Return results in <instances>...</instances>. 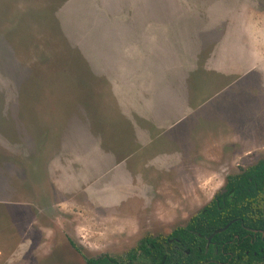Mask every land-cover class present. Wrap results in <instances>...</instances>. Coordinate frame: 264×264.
<instances>
[{"label":"rangeland","instance_id":"374dc122","mask_svg":"<svg viewBox=\"0 0 264 264\" xmlns=\"http://www.w3.org/2000/svg\"><path fill=\"white\" fill-rule=\"evenodd\" d=\"M101 11L113 21L139 19L140 27L124 29L135 32L131 41L120 44L121 28L88 41L99 28L86 21L104 18ZM213 50L234 52L223 61L232 78L235 70L250 72L220 79L205 66ZM133 52L156 69H175L189 56L188 100L194 109L203 105L142 147L137 113L117 107L110 84H121L117 59ZM86 57L98 59L102 77ZM231 132L250 139H222L228 156L181 183L189 154L215 151L214 139ZM89 145L109 153L107 162L99 158L101 173L83 172ZM243 150L250 152L238 166L221 159ZM153 153L180 154L183 162L158 169L148 164ZM263 159L264 0H0V264H86L102 256L149 264L130 258L144 238L184 226L227 175ZM116 170L126 182L118 187Z\"/></svg>","mask_w":264,"mask_h":264},{"label":"crops","instance_id":"0c3cea01","mask_svg":"<svg viewBox=\"0 0 264 264\" xmlns=\"http://www.w3.org/2000/svg\"><path fill=\"white\" fill-rule=\"evenodd\" d=\"M69 4V2H66L59 10L62 12L65 11ZM89 12L91 13V10H89ZM101 16H104V18L100 20H91L90 18L86 21V23L88 24L87 27H90L92 29L99 28V31L95 30L92 31L89 35H86L88 41H90L91 43H93V41L97 42L99 39H111L109 32L107 31L108 28H121L122 30L120 31V35L117 40H122L120 44L124 45L126 42L125 38H128L131 41V35L132 33H135L134 31H125L124 29H135L140 27L141 24V21L139 19H129L128 21L109 20V14L105 11H101ZM149 26H151V22L149 23ZM149 26L147 25V27ZM113 40H115V38ZM128 44L130 43L127 42L126 45ZM203 45H205V43H203ZM227 45L230 44L227 43ZM233 53L234 52L229 50H224L223 52H219V50L218 52H216L215 50H213V53L208 56L212 59L210 61H206L205 66H207L208 69L214 70L216 71V73L220 74L218 76L220 79L223 78L226 81L229 80L230 83V81L234 80L236 77L245 76L251 70L249 68L248 70L244 69V71L242 72H237L235 70L232 74L235 76L232 78V76L229 75L232 73L230 72L231 64H225V62L223 61L233 59L236 56ZM186 55H189V53H186ZM102 58L103 56L101 57V59ZM105 59L106 66H108L110 64V58L106 57ZM86 60L90 64L93 72L96 75L101 76L102 74L97 73L94 68V65L96 61H98V59L93 57H86ZM140 61V52H133L132 59H126V57H124L122 61H120V59H117L116 69H122L123 72H120L119 70V74L122 76L123 81L121 82V84L119 82H110V84L114 91H116L117 93L119 92V94L116 95L117 107L120 109L122 108L121 106H124L127 107L128 111L137 113V119L139 120V122H134V134H136L135 143L137 142L136 145L142 147V145L151 143L153 139L158 138L160 136V132L165 131L166 133V131H169L175 126L179 125L185 117L188 118L189 116L194 115L197 110L203 105H201L197 109H194V106L191 107L188 100L189 87L187 80L189 76L188 74L190 72V67L194 63L192 59H189V56L186 59H183L184 63L182 64L181 62L178 67H175V69H173L174 65L162 66L156 69L155 64H152L151 59L149 63ZM105 75V79H107L108 82L109 76L106 71ZM228 85L223 86L222 88L225 87V90ZM140 123H142V125L148 124L149 130L148 128L140 125ZM150 134H152V136H150ZM222 139H226L228 141L239 140L245 142L249 141L250 137L247 135V133L235 136L231 132L230 134H226L219 140L214 139L212 145L216 148L215 151H212L211 147L208 149L210 153L206 151H199L196 154H189L188 158L185 161V164H183L181 170H179L182 173L181 175H179V177H181V183H183L184 181L187 182L186 177L189 171H204L205 165L218 164L220 162L218 156H228L225 152H223V148L221 147L223 143ZM233 148L235 149L234 146ZM86 151L88 153H85L83 155H86V157L88 158L83 159L82 164H85L88 161L90 168H86L85 170L83 169V172H88L92 175L93 173H101L102 165L100 164L99 158L102 159L104 157V162H107L106 160L108 159L109 153H102L98 148H94L91 145L87 147ZM215 152L218 153V155H216ZM249 152L250 151L248 150L238 151L237 153L233 151L232 154L229 155V158L221 156V159L223 160V162H228L225 165L231 164V166H238L239 163H237V161L247 156ZM181 154L184 155L183 153ZM182 162L183 160L180 159V154L164 153L154 155L153 153V155L148 159V164L153 165L158 169H171L176 167L178 164H181ZM113 165H115V163ZM117 170L116 174L112 175L114 177L111 183H118L115 184V186L118 187L119 183L126 182L123 181V172ZM180 181L177 182L179 183Z\"/></svg>","mask_w":264,"mask_h":264},{"label":"trees","instance_id":"16d2710c","mask_svg":"<svg viewBox=\"0 0 264 264\" xmlns=\"http://www.w3.org/2000/svg\"><path fill=\"white\" fill-rule=\"evenodd\" d=\"M262 222L264 159L227 175L221 189L184 226L176 227L166 237L144 238L141 245L148 244V248L142 253L150 264H216V260L224 261L223 264H264V237L257 231L250 242L247 231L248 228L264 231ZM227 224V229L210 238L213 246L206 252L199 251V248L203 250L206 237ZM163 245L167 248H162ZM215 246L219 247L217 251ZM85 263L126 264L105 256L85 258Z\"/></svg>","mask_w":264,"mask_h":264},{"label":"flooded vegetation","instance_id":"af4514ba","mask_svg":"<svg viewBox=\"0 0 264 264\" xmlns=\"http://www.w3.org/2000/svg\"><path fill=\"white\" fill-rule=\"evenodd\" d=\"M261 226H264V222H262L261 223ZM247 231H248V238H250L249 239V241L250 242H252V240H253V236H252V234H256L257 233V231H259L260 232V234H261V238H263L264 237V231H262V230H256V229H247ZM210 236V235H209ZM208 236V237H209ZM208 237H206L205 238V243H204V245L202 246V249L203 250H201V248H199V251H204V252H206L207 250H208V248L209 247H211V246H213V242H211V240H209L208 241ZM236 237V236H235ZM169 243H170V240H169ZM145 248H148V244H145V245H141V243L138 245V247H137V250L135 251L136 252V255H135V257L137 258V257H139V256H141L142 258H144V259H146L148 262H149V259L148 258H146V256H144L143 255V253H142V250H144ZM151 248H152V246H151ZM162 248H167V246L166 245H163L162 246ZM219 249V247H214V250L215 251H217ZM261 250H263V247H261ZM223 257V256H222ZM216 262V264H223L224 263V261H222V260H216L215 261ZM125 263L126 264H132V260H127V261H125ZM149 264H150V262H149Z\"/></svg>","mask_w":264,"mask_h":264},{"label":"water","instance_id":"95a60500","mask_svg":"<svg viewBox=\"0 0 264 264\" xmlns=\"http://www.w3.org/2000/svg\"><path fill=\"white\" fill-rule=\"evenodd\" d=\"M229 224H230V223H229ZM229 224L225 225V226L222 227V228H219V229L215 230V231H214V232L208 237V241L210 240V238H212L213 235H215V234H217V233H220V232L224 231L225 229H227V227H228Z\"/></svg>","mask_w":264,"mask_h":264}]
</instances>
